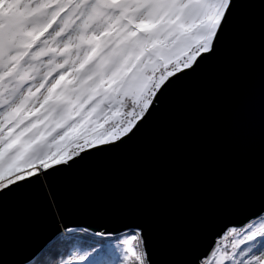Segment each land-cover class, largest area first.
I'll return each mask as SVG.
<instances>
[{
	"label": "snow or ice",
	"instance_id": "1",
	"mask_svg": "<svg viewBox=\"0 0 264 264\" xmlns=\"http://www.w3.org/2000/svg\"><path fill=\"white\" fill-rule=\"evenodd\" d=\"M257 58L259 152L190 208L79 194L172 158ZM0 264H264V0H0Z\"/></svg>",
	"mask_w": 264,
	"mask_h": 264
},
{
	"label": "water",
	"instance_id": "2",
	"mask_svg": "<svg viewBox=\"0 0 264 264\" xmlns=\"http://www.w3.org/2000/svg\"><path fill=\"white\" fill-rule=\"evenodd\" d=\"M261 85L258 58L251 77L242 68L232 82L209 100L198 124L176 154L151 171L128 166L79 190L105 202L138 197L152 201L162 222L178 217L208 193L220 175L259 152Z\"/></svg>",
	"mask_w": 264,
	"mask_h": 264
}]
</instances>
